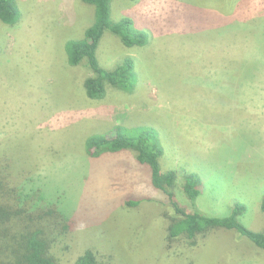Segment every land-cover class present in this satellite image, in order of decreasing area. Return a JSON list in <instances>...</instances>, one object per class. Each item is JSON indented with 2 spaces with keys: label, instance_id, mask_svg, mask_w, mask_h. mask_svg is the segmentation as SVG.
<instances>
[{
  "label": "rangeland",
  "instance_id": "rangeland-1",
  "mask_svg": "<svg viewBox=\"0 0 264 264\" xmlns=\"http://www.w3.org/2000/svg\"><path fill=\"white\" fill-rule=\"evenodd\" d=\"M19 22L0 27V167L38 209L56 207L71 228L58 252L73 264L94 246L111 264H264V251L234 231L168 240L162 194L131 151L88 154V137L116 125L158 134L162 171L202 180L196 208L260 232L264 216V0H113L111 18L149 34L125 48L105 33L97 58L113 68L136 63L133 93L83 89L85 62L70 67L67 40L80 38L93 7L80 0H17ZM141 203L133 206L131 202ZM130 202V204L128 203Z\"/></svg>",
  "mask_w": 264,
  "mask_h": 264
},
{
  "label": "trees",
  "instance_id": "trees-1",
  "mask_svg": "<svg viewBox=\"0 0 264 264\" xmlns=\"http://www.w3.org/2000/svg\"><path fill=\"white\" fill-rule=\"evenodd\" d=\"M80 1L93 7L92 22L80 38L66 41L64 52L70 67L85 62L92 73L83 84L86 97L100 100L108 88L133 93L137 83L135 60L125 57L115 67L106 69L99 65L97 51L105 33L117 37L127 49L147 46L149 34L135 29L129 18L114 21L111 18L113 0ZM20 18L21 10L17 0H0V27H12ZM109 132L87 138L85 147L88 154L98 157L104 153H134L136 162L148 170L151 186L164 198L163 204L168 210V214H165L168 220V240L194 241L210 231L223 229L234 231L239 238L246 239L264 251V227L260 232H254L240 221L245 212L244 205L236 204L224 216L205 214L196 208L203 184L195 174L183 177L181 188L189 204L188 211L182 206L175 191L177 174L174 171H162L159 159L163 149L152 127L116 125ZM17 191L12 187L6 170L0 167V264H62L57 251L66 241L71 228L63 225L64 218L56 207L38 209L33 204L34 198L28 201L27 197ZM140 203L139 200L131 202L133 206ZM260 213L264 216V195ZM73 264H111V261L98 248L90 246L85 248Z\"/></svg>",
  "mask_w": 264,
  "mask_h": 264
}]
</instances>
